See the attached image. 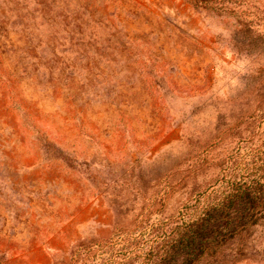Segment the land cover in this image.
Wrapping results in <instances>:
<instances>
[{"label":"rangeland","instance_id":"obj_1","mask_svg":"<svg viewBox=\"0 0 264 264\" xmlns=\"http://www.w3.org/2000/svg\"><path fill=\"white\" fill-rule=\"evenodd\" d=\"M263 140L264 0H0V264H124Z\"/></svg>","mask_w":264,"mask_h":264},{"label":"trees","instance_id":"obj_2","mask_svg":"<svg viewBox=\"0 0 264 264\" xmlns=\"http://www.w3.org/2000/svg\"><path fill=\"white\" fill-rule=\"evenodd\" d=\"M262 221L264 140L235 151L221 177L175 216L151 226L124 264H218L222 247Z\"/></svg>","mask_w":264,"mask_h":264}]
</instances>
